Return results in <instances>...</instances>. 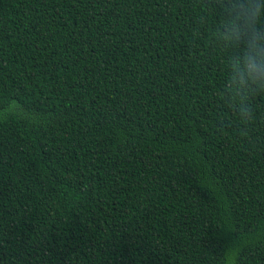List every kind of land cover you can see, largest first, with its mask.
<instances>
[{
  "label": "trees",
  "instance_id": "trees-1",
  "mask_svg": "<svg viewBox=\"0 0 264 264\" xmlns=\"http://www.w3.org/2000/svg\"><path fill=\"white\" fill-rule=\"evenodd\" d=\"M0 264H264V0H0Z\"/></svg>",
  "mask_w": 264,
  "mask_h": 264
}]
</instances>
